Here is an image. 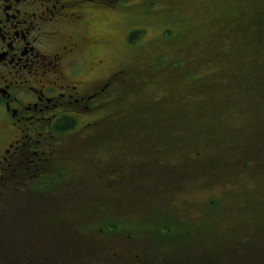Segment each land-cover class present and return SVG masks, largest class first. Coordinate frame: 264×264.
Instances as JSON below:
<instances>
[{
    "label": "flooded vegetation",
    "instance_id": "obj_1",
    "mask_svg": "<svg viewBox=\"0 0 264 264\" xmlns=\"http://www.w3.org/2000/svg\"><path fill=\"white\" fill-rule=\"evenodd\" d=\"M150 1L0 0V264H264V54L217 87L249 117L223 100L198 133L201 102L153 69L177 59L143 48L174 45L167 26L201 0L166 25ZM238 12L214 17L240 28ZM140 25L159 34L136 48ZM119 48L154 63H108ZM247 215L260 228L240 234Z\"/></svg>",
    "mask_w": 264,
    "mask_h": 264
},
{
    "label": "rangeland",
    "instance_id": "obj_2",
    "mask_svg": "<svg viewBox=\"0 0 264 264\" xmlns=\"http://www.w3.org/2000/svg\"><path fill=\"white\" fill-rule=\"evenodd\" d=\"M153 2V3H152ZM150 3L152 13L147 16V19L153 22L154 24L166 25V10L170 9H180V10H188L190 11L195 6V0H151ZM201 11L193 10V12H187L186 15L181 14L176 18H173L170 21V25L167 27L170 28L173 32L174 37H177V42L173 45L172 42L168 43L163 48V40L157 41L154 45L156 47L152 48V45H147L146 48H143L145 53H158V54H166V58L173 59L176 58L177 65V78L183 77L182 85H185V79L188 81L190 85L193 86V90L197 99V102H201L203 104V108L198 111L199 114H195L194 117L198 119L207 120L208 117L216 118L215 115L209 113L207 109L210 107V102L212 99L208 97L209 92L217 94H221L220 88H226V85L223 87L217 88L221 82L225 83L230 79L231 73H238L241 70V66L239 65L241 59L239 55L242 52H246L249 55V58L253 57L252 55L257 54L258 50L251 48L255 43L258 42L257 34L261 35L262 39L264 33V0H201ZM198 8V7H197ZM233 11H241V21L242 24L240 26L241 29L245 30L244 34L240 36L239 33V25H234V29L230 28H221L218 18L214 17V15H224L233 13ZM213 13V14H212ZM211 14L213 16H211ZM239 14V12H238ZM236 19L239 16L235 17ZM139 29L143 28V32L137 35L136 42L134 46L136 48L140 47L141 43L147 44L150 39H153L159 32L156 34L155 29L147 28L143 25L138 26ZM235 31L237 37L233 36L232 31ZM140 31V30H138ZM210 33L213 34V38L210 41ZM145 35H147V40H145ZM239 36V37H238ZM238 39L241 45H238ZM260 40V41H261ZM134 48V47H133ZM152 48V49H151ZM126 50L123 48H119L117 51L113 52V55L108 63L112 64L120 61V59L125 56L122 53H125ZM162 52V53H161ZM210 52L214 53H224L229 54L233 53V56L229 57L227 60L220 59L222 61H208V54ZM252 54V55H250ZM260 54H264V44L260 48ZM247 55V57H248ZM125 59V58H124ZM170 59V60H171ZM121 64H126L128 67L131 65V69L134 71H139L141 74V70L144 64L152 65L153 61H144L142 66L138 63V60H122ZM155 67L153 69L161 70L162 73H167V68L165 67ZM145 70V68H144ZM209 75H214L215 88H212V84L208 82ZM166 86V83L164 82ZM150 87L156 88V86H160V83L153 80L149 84ZM177 87V85H176ZM186 88H189L186 86ZM264 86L261 88L259 95H256V100L263 102L264 94ZM184 95H188V91L184 93ZM252 99L254 95L250 96ZM226 100H230V97L227 96ZM240 100L232 101L230 109V113H227L226 116H233L235 118L240 117H249V114L246 112L245 114L239 112L237 108V103L233 104V102H239ZM206 109V110H205ZM246 111V110H245ZM201 117V118H200ZM215 146L219 148V143L215 142ZM224 190V189H223ZM246 192H249L247 189ZM202 197H206V192H201ZM225 193V190H224ZM251 215H247L245 219V231L239 232L238 228H234L240 234L250 233L253 234L256 229L260 227L254 226L256 220ZM259 225L263 226L264 221H260ZM222 227L223 224L220 223ZM212 228H217L215 225ZM226 238V236L222 235ZM220 236V239L223 237ZM230 238V237H229ZM215 237L213 238V244L215 246ZM213 246V247H214Z\"/></svg>",
    "mask_w": 264,
    "mask_h": 264
},
{
    "label": "trees",
    "instance_id": "obj_3",
    "mask_svg": "<svg viewBox=\"0 0 264 264\" xmlns=\"http://www.w3.org/2000/svg\"><path fill=\"white\" fill-rule=\"evenodd\" d=\"M230 29H234V28L232 27ZM244 32H246V31L244 30ZM232 33H233V36L234 37H237V35H236V33H235L234 30L232 31ZM239 33H240V28H239ZM240 35H241V33H240ZM263 36H264V34H263ZM256 37L259 38V34H257ZM212 38H213V34L210 33V39L209 40L211 41ZM260 42H262V41H260ZM258 43H259V40H258L257 43H255L254 47H257L258 46ZM238 45H241L240 42H239V39H238ZM211 53H214V52H210L209 54H211ZM209 54H208V61L210 62V60H209ZM217 54H221V53H217ZM176 65H177V63L176 64H173V65H169V66L166 64V66H163V67L167 68V74H169V75L172 74L173 75L172 81L169 83V85H171V86H176L177 85V87H181L182 86L181 87V90L183 91L181 93V96H182L181 97V101L182 102H184V103H190V102H195V101L197 102V99H196V96H195V93H194V90H193V86L190 85L186 79L184 81L185 82V85H182L181 82L183 80V77H182V79L181 78H177V75L175 74V73H177V69H175L176 68ZM172 67H175V68H172ZM169 71H170L171 74L169 73ZM164 73L166 74V69H165V72ZM236 74H237V72L236 73H231L230 76L231 77H235ZM208 82H209V80H208ZM214 83L217 84L216 81ZM220 85H222V83ZM186 86L189 87V88H186ZM186 91H188V95H184V93ZM246 92H250L251 94H253V90L252 89L251 90L245 89V93ZM222 93L223 92H221V94H217L216 93V96H215L214 93L209 92L208 97H210L212 99V101L210 102V107L207 109V111L209 113H211L212 111L214 112V110H215L214 108H217L218 104L221 103V101L225 100L222 97ZM226 93H227V96L230 97V100L229 101H233V100H237L238 99L237 97H233L230 91H226ZM225 102H226V100H225ZM199 106H201V108H198L196 115L200 113L198 111H200L203 108V104L200 103ZM188 117H189V115H188ZM208 120H211V117H208L207 120H203L201 118L200 119V122H198V120H197L195 126H196V131L198 133L206 134L209 131L210 125L208 124ZM184 125H185V127L187 129V132H189L190 131V124L188 123V124H184ZM215 127H217V124H215ZM214 142L219 143V147H222V145L224 143V139H222L221 137H219V134L217 133V136H216V139L214 140ZM223 147H224V145H223Z\"/></svg>",
    "mask_w": 264,
    "mask_h": 264
}]
</instances>
